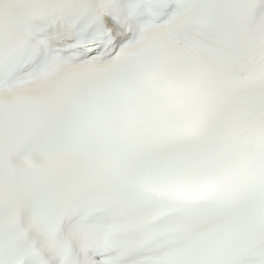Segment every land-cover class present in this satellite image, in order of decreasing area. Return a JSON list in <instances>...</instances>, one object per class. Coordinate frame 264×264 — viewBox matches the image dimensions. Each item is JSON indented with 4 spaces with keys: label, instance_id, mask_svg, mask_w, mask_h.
<instances>
[{
    "label": "snow or ice",
    "instance_id": "obj_1",
    "mask_svg": "<svg viewBox=\"0 0 264 264\" xmlns=\"http://www.w3.org/2000/svg\"><path fill=\"white\" fill-rule=\"evenodd\" d=\"M0 264H264V0H0Z\"/></svg>",
    "mask_w": 264,
    "mask_h": 264
}]
</instances>
